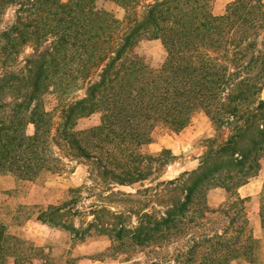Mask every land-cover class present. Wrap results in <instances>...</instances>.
Wrapping results in <instances>:
<instances>
[{"label": "trees", "instance_id": "obj_1", "mask_svg": "<svg viewBox=\"0 0 264 264\" xmlns=\"http://www.w3.org/2000/svg\"><path fill=\"white\" fill-rule=\"evenodd\" d=\"M98 1L118 5L123 20ZM214 3L0 0V174L34 181L63 160L87 167L86 183L36 218L69 235L68 254L105 237L116 264H264L250 199L239 193L264 158V0H233L220 17ZM142 41L162 44L158 69L135 55ZM49 92L59 98L57 123L44 105ZM197 113L214 132L199 166L161 180L176 157L142 147L158 130L180 133ZM94 114L97 127L76 130ZM213 189L226 193L218 209L207 203ZM259 205L264 230V184ZM33 260L53 264L28 255L0 222V264Z\"/></svg>", "mask_w": 264, "mask_h": 264}, {"label": "rangeland", "instance_id": "obj_2", "mask_svg": "<svg viewBox=\"0 0 264 264\" xmlns=\"http://www.w3.org/2000/svg\"><path fill=\"white\" fill-rule=\"evenodd\" d=\"M66 2L67 0H63ZM233 0H215L213 12L216 17L223 15L224 10ZM98 8L111 13L115 18L123 20L124 11L112 2L98 1ZM32 52L26 49L23 57ZM135 55L151 70L158 69L165 59V51L159 41H142L135 48ZM137 64L131 65L135 69ZM83 92L72 93L68 99L72 100L83 96ZM264 98V94H263ZM59 98L56 93L49 92L44 96L46 110L53 113L55 123L59 121V113L55 112ZM100 114H94L78 121L76 130L85 131L100 124ZM28 135H33L34 127L27 128ZM214 134L210 119L204 113H197L190 124L180 133H170L158 130L153 134V143L142 147L141 152L146 155H156L162 150H170L176 157L175 162L165 169L161 180L173 179L180 174L192 171L199 166V159L204 151L205 139ZM87 167L76 162L63 160V169L58 173H43L34 181H19L15 176L0 174V222L3 223L10 236L14 237L28 255L31 257H45L52 259L53 264H64L67 259L80 258L97 261L98 264H116L115 261L105 257L104 253L110 243L107 238H94L76 247L72 255L68 254L70 237L67 233L59 231L53 241L44 247H36L27 238V233L21 228L31 225L37 230L41 223L36 221L42 210L57 205L69 199L70 190L79 188L86 183ZM148 184V183H146ZM264 184V158L258 175L248 185L240 190L243 198H249L248 216L252 225L261 227L259 218V197ZM139 188V186H136ZM134 193V190H125ZM226 200V199H225ZM127 208L128 206H123ZM212 209V208H211ZM58 231V230H57ZM44 232H40L43 235ZM256 239L261 242L259 261L264 263V230L260 229ZM104 262V263H103ZM26 264V263H25Z\"/></svg>", "mask_w": 264, "mask_h": 264}, {"label": "crops", "instance_id": "obj_3", "mask_svg": "<svg viewBox=\"0 0 264 264\" xmlns=\"http://www.w3.org/2000/svg\"><path fill=\"white\" fill-rule=\"evenodd\" d=\"M248 185V184H247ZM242 189V188H241ZM240 189V190H241ZM239 190V193H240ZM226 199V193L222 189H213L207 194V203L210 208L218 209ZM253 235H257L260 232V229L263 231L262 227L259 228L258 225H252L250 222ZM39 226L37 230L33 229L31 225H24L21 230L27 233V238L31 240L36 247H44L53 241L54 236L59 232L55 229H52L46 225H36ZM40 232H44L43 235H40ZM58 234H61L60 232ZM14 264V263H11ZM26 264H41L39 260H33L27 262ZM77 264H88L87 260L80 259ZM89 264H98L97 261H90Z\"/></svg>", "mask_w": 264, "mask_h": 264}]
</instances>
